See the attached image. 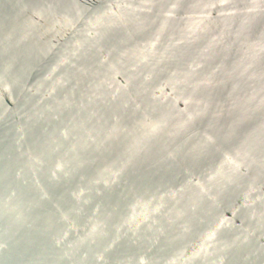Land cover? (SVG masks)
<instances>
[{
	"label": "water",
	"instance_id": "95a60500",
	"mask_svg": "<svg viewBox=\"0 0 264 264\" xmlns=\"http://www.w3.org/2000/svg\"><path fill=\"white\" fill-rule=\"evenodd\" d=\"M252 2L0 0V72L31 81L0 87V264H264V169L233 184L228 137L184 164L264 114Z\"/></svg>",
	"mask_w": 264,
	"mask_h": 264
},
{
	"label": "clouds",
	"instance_id": "9594fccd",
	"mask_svg": "<svg viewBox=\"0 0 264 264\" xmlns=\"http://www.w3.org/2000/svg\"><path fill=\"white\" fill-rule=\"evenodd\" d=\"M82 9H87V3L79 5ZM249 12H264V0H260L257 4L253 0L249 7ZM254 20L255 17H249ZM261 37H264V28L260 29ZM22 60L20 55H13L11 64L18 65ZM43 67L38 63H33L32 71L42 74ZM31 81H25L21 75L15 70L6 67L0 72V87L4 91H9L10 94L17 100V107L25 99H28L29 84ZM212 140L209 145V151L212 154L208 161L197 162L195 159H187L184 161L186 167L190 170H194L198 167L204 166L206 163H211L213 159L217 158V153L221 148H224V138H229L228 150L232 148H238L239 152L233 156V159L237 161V167L230 179L235 184L240 176L244 175L241 169L251 168L253 164L258 165L264 169V114L254 115L253 109L248 106H240L236 110L230 113V119L225 122L223 129L219 132L210 131L208 133ZM215 183H221L225 186L223 193L213 191L209 189L211 193L209 199L217 200L220 204H229L235 206L236 199L233 198L232 189L228 187L227 180H216ZM241 216H244V212L237 208Z\"/></svg>",
	"mask_w": 264,
	"mask_h": 264
}]
</instances>
